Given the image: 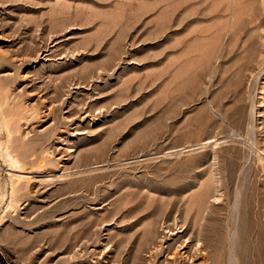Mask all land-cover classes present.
Masks as SVG:
<instances>
[{
  "label": "rangeland",
  "instance_id": "obj_1",
  "mask_svg": "<svg viewBox=\"0 0 264 264\" xmlns=\"http://www.w3.org/2000/svg\"><path fill=\"white\" fill-rule=\"evenodd\" d=\"M0 264H264V0H0Z\"/></svg>",
  "mask_w": 264,
  "mask_h": 264
}]
</instances>
